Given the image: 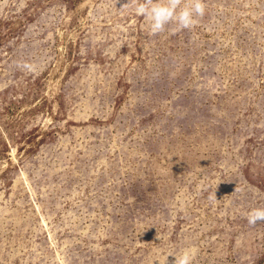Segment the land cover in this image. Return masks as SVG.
Instances as JSON below:
<instances>
[{"label": "rangeland", "instance_id": "obj_1", "mask_svg": "<svg viewBox=\"0 0 264 264\" xmlns=\"http://www.w3.org/2000/svg\"><path fill=\"white\" fill-rule=\"evenodd\" d=\"M126 2L0 0V264H264V0Z\"/></svg>", "mask_w": 264, "mask_h": 264}, {"label": "clouds", "instance_id": "obj_2", "mask_svg": "<svg viewBox=\"0 0 264 264\" xmlns=\"http://www.w3.org/2000/svg\"><path fill=\"white\" fill-rule=\"evenodd\" d=\"M121 7H129L128 0ZM205 11V0H135L136 15L149 22L153 35L163 33L170 24H175L177 30L192 29ZM245 218L250 226L264 222V208H253L245 213ZM196 252L195 248L186 249L174 257L172 264H191Z\"/></svg>", "mask_w": 264, "mask_h": 264}]
</instances>
